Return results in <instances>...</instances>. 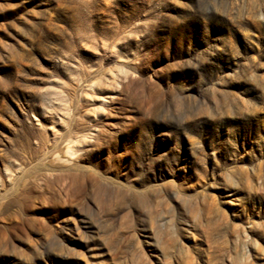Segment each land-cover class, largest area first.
<instances>
[{
  "label": "rangeland",
  "instance_id": "obj_1",
  "mask_svg": "<svg viewBox=\"0 0 264 264\" xmlns=\"http://www.w3.org/2000/svg\"><path fill=\"white\" fill-rule=\"evenodd\" d=\"M0 264H264V0H0Z\"/></svg>",
  "mask_w": 264,
  "mask_h": 264
}]
</instances>
